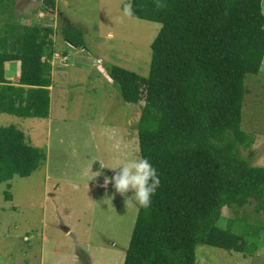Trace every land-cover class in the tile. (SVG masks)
Wrapping results in <instances>:
<instances>
[{"label": "trees", "instance_id": "1", "mask_svg": "<svg viewBox=\"0 0 264 264\" xmlns=\"http://www.w3.org/2000/svg\"><path fill=\"white\" fill-rule=\"evenodd\" d=\"M38 1L45 12L57 9L56 0ZM130 3L132 17L162 25L150 73L113 66L109 75L126 104L141 109L140 157L151 160L161 184L151 207H139L124 264H198L201 244L253 256L259 246L247 237L260 229L246 223L239 233L235 221H221L225 208L264 212V167L242 156L255 143L242 122L246 79L264 62V0ZM60 16L63 39L84 48L83 32ZM0 32V114L48 118L55 28L6 23ZM10 61L21 63L15 83L5 74ZM46 163L17 126L0 127V183Z\"/></svg>", "mask_w": 264, "mask_h": 264}, {"label": "rangeland", "instance_id": "2", "mask_svg": "<svg viewBox=\"0 0 264 264\" xmlns=\"http://www.w3.org/2000/svg\"><path fill=\"white\" fill-rule=\"evenodd\" d=\"M24 1L0 0V28L23 23L28 5L33 26L53 22L56 38H63L58 12L43 11L38 0ZM130 2L58 0L61 11L81 24L77 29L85 46L60 47L69 65V75L61 81L64 108L55 110V124L38 129L39 141L32 142L46 152V165L29 177L0 183V264H124L139 207L127 202L131 192L120 195L111 184L104 186V178L114 174L108 168L140 157L141 109L126 104L109 72L120 66L149 76L152 43L162 27L127 15L123 6ZM245 84L242 128L254 135L255 143L242 156L264 167V63L260 74L248 75ZM18 122L0 115V127H18ZM229 221H235L239 233L246 223L260 229L255 237H247L259 250L250 256L201 244L198 264H264V212L258 213L254 205L225 208L221 225Z\"/></svg>", "mask_w": 264, "mask_h": 264}, {"label": "crops", "instance_id": "3", "mask_svg": "<svg viewBox=\"0 0 264 264\" xmlns=\"http://www.w3.org/2000/svg\"><path fill=\"white\" fill-rule=\"evenodd\" d=\"M56 1H57L56 12H58L59 15H64L65 18L71 23V25H74L76 27L77 26L80 27L81 24L79 25V24L73 22L70 17L66 16L64 11L63 12L61 11L60 7L58 6V0H56ZM19 2L21 4L27 3L24 0H19ZM21 4L19 6H21ZM25 8H26V10H24V13H23V15H25V19H24V22L20 23V24L31 26V25H33L32 24V21H33L32 10H28V8H29L28 5ZM18 9H20V7ZM22 12H23V10H22ZM40 14L42 15V13H40ZM52 20H53V18H52ZM55 23H56V25H58L57 22H55ZM46 25H48V24H45V26ZM42 26H44V25H42ZM51 27L55 28V25L53 24V22H52ZM56 36H58V35L55 34V37L52 36L54 45H53V54H52V59H51L52 86L50 87L51 104H50L49 117L48 118H23L20 116L10 115L19 121L18 122V125H19L18 128L26 134L29 142H31V143L32 142L38 143L39 140L37 139V135H36V132L38 131V129L41 128V129L45 130L47 127L55 124L56 119L59 118V114L58 113L55 114V110L59 109V107H61L62 109L64 108V106L60 103V99L65 95L66 91L61 90V87H64L61 85L62 84L61 81L65 80V77H67L69 75V73L66 71V68L69 67V65H66V63H64L65 62L64 57H67V53L60 47L63 45H66V46H68V45L72 46V45L70 43L66 42L63 38L57 39ZM82 51H83V49H82ZM85 52L87 53L86 50H85ZM76 54H78V53H76ZM76 57H78V55H76ZM100 67H102V65ZM100 67H97V68L99 69ZM262 68H263V66H262ZM20 73H21V63L19 61H10V62L6 63L5 74H6V78L8 79V81L15 83V80H16V78L19 77ZM63 75L65 76L64 78H63ZM56 95H58V97ZM56 105H59V106H56ZM0 115H2V114H0ZM33 143H32V145H33ZM91 181H94V178ZM94 184H91V185L95 186ZM96 186L99 188V186H100L99 183H97Z\"/></svg>", "mask_w": 264, "mask_h": 264}, {"label": "clouds", "instance_id": "4", "mask_svg": "<svg viewBox=\"0 0 264 264\" xmlns=\"http://www.w3.org/2000/svg\"><path fill=\"white\" fill-rule=\"evenodd\" d=\"M125 12L127 15H132L131 3L127 5ZM100 163L103 168H108L105 167L102 161ZM108 169L113 170L114 174L110 178L105 176L104 186L111 184L115 191L122 196L131 192L132 195L127 202H132L143 209L151 207L153 197L160 187L161 180L157 168L149 158L144 156L137 157L118 163L113 168ZM96 173L100 175L99 172Z\"/></svg>", "mask_w": 264, "mask_h": 264}, {"label": "built area", "instance_id": "5", "mask_svg": "<svg viewBox=\"0 0 264 264\" xmlns=\"http://www.w3.org/2000/svg\"><path fill=\"white\" fill-rule=\"evenodd\" d=\"M65 59H66V57H64V61H65ZM99 61H100L99 62L100 64H103V61L102 60H99Z\"/></svg>", "mask_w": 264, "mask_h": 264}]
</instances>
